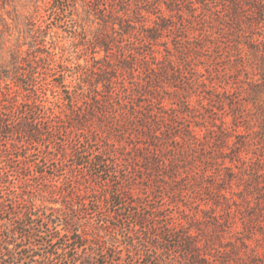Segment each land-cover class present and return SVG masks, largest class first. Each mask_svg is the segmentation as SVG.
Instances as JSON below:
<instances>
[{
	"label": "rangeland",
	"instance_id": "rangeland-1",
	"mask_svg": "<svg viewBox=\"0 0 264 264\" xmlns=\"http://www.w3.org/2000/svg\"><path fill=\"white\" fill-rule=\"evenodd\" d=\"M107 1L0 0V264H45L49 254L54 264H187L176 237L160 225H137L139 214L160 215L153 224L191 226L203 240L213 236L216 247L247 250L239 262L264 264V87L258 91L256 44L238 31L220 48V41L207 40L197 54L108 52L95 42ZM161 6L165 16L174 14ZM183 9L184 16L173 18L180 29L165 37L171 46L176 35L198 33L196 19ZM258 28L262 38L263 19ZM113 31L110 24L104 32ZM148 51L151 62L171 52L182 69L176 80L148 87L140 100L147 95L145 104L164 110L174 132L207 136L201 166L210 161L211 171L220 168L216 177L208 170L201 179V195L190 179L171 182L180 191L170 193L149 177L144 150L124 140L115 149L105 140L107 119L97 117L94 98L110 79L133 85L115 67L127 60L140 65ZM138 70L136 79L145 82L144 68ZM241 142L247 153L239 161ZM134 154L139 161H132ZM229 166L238 171L235 178ZM129 187L134 202L120 199ZM223 187L222 195L213 192ZM67 254L74 259H63Z\"/></svg>",
	"mask_w": 264,
	"mask_h": 264
},
{
	"label": "trees",
	"instance_id": "trees-1",
	"mask_svg": "<svg viewBox=\"0 0 264 264\" xmlns=\"http://www.w3.org/2000/svg\"><path fill=\"white\" fill-rule=\"evenodd\" d=\"M207 1L209 0H108L101 12L103 22L100 29L101 34L96 37V45L103 47L108 52L109 50H130L138 54L139 50H191L192 53L197 54L206 47L207 40L210 43L216 40L220 41L219 45L217 44V48H220V43L227 44L228 41H234V36L240 31L245 36L247 35V40L256 44L252 46L254 49L252 55L260 64L261 88L258 91H263L261 89L264 87V50H260L259 45L264 44V36L261 38L262 34L258 31V24L262 19L264 20V0ZM161 3H165L167 9L174 14L170 13L169 16H165L161 10ZM184 5L188 7L190 16L196 19L195 25L197 24L198 28L194 26L192 29L193 31L198 29V33L192 38L176 35L174 45L171 46L165 37H168V31L171 33L177 28L180 29L173 18L175 13L178 14L176 15L178 17L184 16ZM150 14H157L153 24L149 23ZM110 24L115 33L112 36H108L104 32ZM188 29L189 27L186 26V31ZM161 46L164 48L162 49ZM237 50H240L239 45H237ZM111 53L110 55H112ZM151 54L152 52L148 51L142 55L140 65L127 60L124 64L115 67L117 71L120 66L126 76L123 78L133 80V85L125 84V82L120 85L110 79L106 85V91L100 96L97 94L94 98L98 111L96 115L99 118L107 119L109 135H106L105 140L108 139L109 145L113 148L119 149L120 147L116 145L124 140L128 141L127 145L132 143L131 149L144 150L142 158L145 161V169L149 171V177L158 186L161 184V187L169 188L170 193L178 194L180 189L172 191L174 187L170 186V183L190 179L188 182L192 184L194 192L201 195L203 191L201 179L207 175L208 170L213 169L210 161L201 166L207 136H200L191 129L182 134L174 132L173 128L165 123V117L162 115L164 110L155 112L151 108L152 103L145 104L147 95L143 100H140L149 90L148 87L156 89L160 81L176 80L177 75L181 73L180 69H182L181 63L179 61L177 63L173 59L171 52H168L169 55L165 54L162 58H158L156 62L153 60L151 62L150 59L155 57L150 58ZM139 68H144L143 73L147 77L145 82L138 81L135 77L138 75L136 71H139ZM162 98L160 97L159 100L162 101ZM184 103L185 105L190 104L188 100H185ZM191 146H193L192 149ZM242 148L243 142L240 143L239 150L236 151L239 161L244 160V155L247 153ZM163 152L166 153L163 154ZM167 152L172 155L167 157ZM137 155L130 156L133 162L139 161L136 158ZM162 155L164 161L159 158ZM186 157H189L192 162L189 163L183 159ZM184 162H186L185 165H183ZM219 170V167H214L209 175L216 177L219 175ZM227 170L234 178L238 174L233 166L227 167ZM224 189L226 188H217L213 192L222 195L221 192ZM242 190L245 189L242 188ZM129 192L133 193L131 187L122 191L120 199H131L128 196ZM132 201L134 202L133 199L130 202ZM30 215L32 214L30 213ZM155 217L159 218L160 215L139 214L135 218V222L139 226L144 225L151 228L163 226L164 234L168 233L176 237L187 264H244L239 260H242L245 254L247 255V250L242 255L238 247L230 250L221 249L214 246L213 236H205V240H203L202 231H193L191 226L179 222L167 220L163 223L155 222L153 224L151 219L156 220ZM153 234L162 238L159 232ZM85 245V242H78L77 247ZM156 248L158 247L156 246ZM58 249L63 248L58 247ZM220 253L226 255L222 260H220ZM72 258L74 259V256L67 254L63 259L71 260ZM47 259L45 264H54L53 254H49ZM150 264L153 262L150 261Z\"/></svg>",
	"mask_w": 264,
	"mask_h": 264
}]
</instances>
